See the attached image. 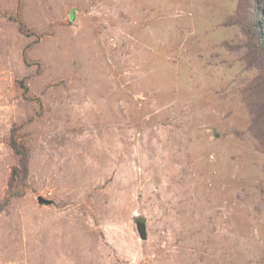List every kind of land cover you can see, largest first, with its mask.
I'll list each match as a JSON object with an SVG mask.
<instances>
[{"label": "rangeland", "instance_id": "1", "mask_svg": "<svg viewBox=\"0 0 264 264\" xmlns=\"http://www.w3.org/2000/svg\"><path fill=\"white\" fill-rule=\"evenodd\" d=\"M250 1L0 0V264H264Z\"/></svg>", "mask_w": 264, "mask_h": 264}, {"label": "trees", "instance_id": "2", "mask_svg": "<svg viewBox=\"0 0 264 264\" xmlns=\"http://www.w3.org/2000/svg\"><path fill=\"white\" fill-rule=\"evenodd\" d=\"M250 3H251V5L247 4L246 10L249 12V9H248V5H249L250 10H251V14L254 18V20L252 21L251 27L253 28V30L255 32L254 34L257 36V43L264 46V37H263L261 31H259V24H258L259 21L264 20V17H260V13L258 12L260 1L258 0V2H255V0H251ZM262 115H263V111H262ZM263 119H264V117H263ZM254 124H255V122H254ZM261 124H262V120L260 121V123L258 125L260 126ZM20 155H23L21 165H23V168H26L25 154H20Z\"/></svg>", "mask_w": 264, "mask_h": 264}, {"label": "water", "instance_id": "3", "mask_svg": "<svg viewBox=\"0 0 264 264\" xmlns=\"http://www.w3.org/2000/svg\"><path fill=\"white\" fill-rule=\"evenodd\" d=\"M37 201L39 204H44V205H48L51 202L49 200L43 199L41 197L37 198ZM136 230H137V234L139 236V238L141 240H145L146 239V229H145V224L144 223H137L136 224Z\"/></svg>", "mask_w": 264, "mask_h": 264}]
</instances>
